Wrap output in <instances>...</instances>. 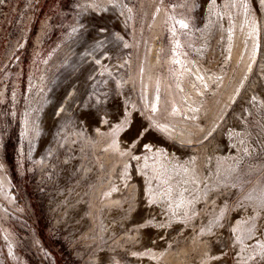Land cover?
Here are the masks:
<instances>
[{"label":"rangeland","instance_id":"374dc122","mask_svg":"<svg viewBox=\"0 0 264 264\" xmlns=\"http://www.w3.org/2000/svg\"><path fill=\"white\" fill-rule=\"evenodd\" d=\"M0 264H264V0H0Z\"/></svg>","mask_w":264,"mask_h":264},{"label":"bare ground","instance_id":"6f19581e","mask_svg":"<svg viewBox=\"0 0 264 264\" xmlns=\"http://www.w3.org/2000/svg\"><path fill=\"white\" fill-rule=\"evenodd\" d=\"M93 67L94 66L92 64H90L89 70L92 69ZM109 79H110V83L114 84V81L111 78H109ZM86 83L89 84L88 82H86ZM72 99H73V97L70 98L66 102V104H63L61 106L62 108L60 110H58L59 113L56 116V118H54V124L56 126L61 124V123H65V122L73 119V117H74V109L71 108V104H70ZM121 110H123V109H121ZM119 113H120V110H119ZM117 115L119 116L120 114H117ZM120 117H122V116H120ZM106 126L107 125H104V124L101 123L99 126L94 125L93 127L87 128V131L88 132H93L94 128H96V127H98V129H101V128L105 129ZM63 145H65V146H69L70 145L68 138H65L63 140ZM116 146L120 150L121 153H124L125 152V148H126L127 145L125 143L118 144V142H116ZM55 149H56V143H53L52 145L49 144L48 147L46 148V152L49 155L50 153L54 152ZM148 165L150 166V168L152 169L154 174L158 173V174H160L163 177H168L170 175V173H171V170L168 168L166 163L161 158H157L156 161H154L152 163H148V161L146 159H142L141 164L139 166L135 167V170H134L133 174H135L136 181L139 184L144 186L145 193L148 192L149 190H151V187L148 185V183L146 185L144 184V179L145 178L141 174V172H142V167L148 166ZM126 169L131 170L129 165L127 166ZM191 174H192V172H191ZM154 195H158V194L156 192H154ZM121 198H122L121 197V192H118L115 195L111 196L112 201H118ZM151 210L152 209L150 207H148L146 205H141L136 211L135 210H131V211H129L128 215H124V214H121L124 211L123 207H121L119 209H118V207H114V210H112L113 211L112 212V216H114L115 214L120 216V214H121L124 217H127V220H124L123 218H120L119 220H117L114 228L123 230L127 226L128 222H132L134 219L144 220V218L147 217L145 214H149V212ZM138 220H136V221H138ZM153 233H157V231L156 232H152L150 234H146L145 233L144 238L148 239L147 236H151L152 237ZM130 238H135V235H133ZM124 242L127 243V241H124ZM120 245L126 246V245H128V243L127 244H117L115 246L116 247L115 251H117V252L121 251V249L119 247ZM132 246H134V245H130V247H132Z\"/></svg>","mask_w":264,"mask_h":264}]
</instances>
